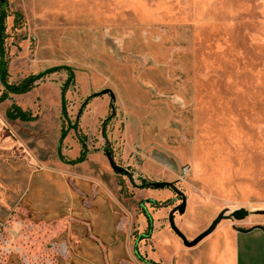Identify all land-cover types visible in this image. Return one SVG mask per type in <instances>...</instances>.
<instances>
[{
    "label": "rangeland",
    "instance_id": "374dc122",
    "mask_svg": "<svg viewBox=\"0 0 264 264\" xmlns=\"http://www.w3.org/2000/svg\"><path fill=\"white\" fill-rule=\"evenodd\" d=\"M5 9L9 83L72 70L0 101V234L20 218L80 236L64 253L39 248L47 259L35 264L88 263L85 246L108 218L97 264L189 261L207 236L186 246L169 223L182 197L151 181L185 193L175 219L189 240L222 210H264V0H5ZM13 104L35 119H10ZM68 121L77 128L61 141ZM81 136L86 158L75 163ZM18 247L0 249V264H27Z\"/></svg>",
    "mask_w": 264,
    "mask_h": 264
},
{
    "label": "crops",
    "instance_id": "0c3cea01",
    "mask_svg": "<svg viewBox=\"0 0 264 264\" xmlns=\"http://www.w3.org/2000/svg\"><path fill=\"white\" fill-rule=\"evenodd\" d=\"M144 209L146 215L147 209ZM96 218L99 222L102 219L101 216ZM103 222L104 231L101 232L98 228L97 234L93 236V242L85 246V251L88 252L90 258L86 260L88 263L84 262V264H97L101 260V248L98 245L99 242L96 243L97 238L102 237L107 242L112 239L113 230L109 226L110 219L108 218V223ZM258 226H262V228ZM111 251L114 252L115 249ZM139 257L142 259L140 255ZM158 257L163 259V255L160 253H158ZM164 263L166 260H163L161 264ZM168 264H264V213L254 212L242 220L235 219L233 223L220 224L197 246L189 261H170Z\"/></svg>",
    "mask_w": 264,
    "mask_h": 264
},
{
    "label": "flooded vegetation",
    "instance_id": "af4514ba",
    "mask_svg": "<svg viewBox=\"0 0 264 264\" xmlns=\"http://www.w3.org/2000/svg\"><path fill=\"white\" fill-rule=\"evenodd\" d=\"M0 227H4V225L0 223ZM12 227H14L12 230L13 232L11 231L13 235L11 234L8 238H5L3 233L0 234V242L4 244V246H0V249L4 248L5 251H9L11 244H18V249L22 251L21 253L27 264H35L36 262L45 263L43 262L45 261L43 260L45 255L42 256L37 251L39 248H43L46 254L51 253V251L52 253L60 254L67 251L69 244H80V236L77 232L68 228L62 230V223H50L47 224V226L40 224V228L37 229L31 222L19 218L18 220H14L12 225L7 224L5 230L9 231ZM88 235L89 231L86 238H88ZM44 243H50L52 247H45ZM25 245H28L29 249H26V247H24Z\"/></svg>",
    "mask_w": 264,
    "mask_h": 264
},
{
    "label": "trees",
    "instance_id": "16d2710c",
    "mask_svg": "<svg viewBox=\"0 0 264 264\" xmlns=\"http://www.w3.org/2000/svg\"><path fill=\"white\" fill-rule=\"evenodd\" d=\"M1 4H2V9L0 11V80L2 85L5 87V91L3 92V94L0 96V101H3L5 99H7L9 97L10 93H26L28 91H30L34 86L35 83L38 79L44 77L46 74L54 72V71H58L61 69H68L71 72L72 75V70L69 67L66 66H56V67H52L49 68L37 75H31L30 77L24 79L22 82L20 83H9L7 80V75H8V66H7V60L5 59V47H4V35H5V30H6V24H5V20L7 17V12L5 9V0H0ZM70 81V78L68 79ZM67 80V81H68ZM66 91V87L63 88L62 92L63 94ZM63 108L66 107V100L65 97L63 95ZM7 116L10 119H20L23 121H31L34 120L35 117L32 116V114L29 111H26L24 109H22L20 106H18L17 104H13L11 106V108L8 109L7 111ZM110 119V116L106 119V121H108ZM77 124L78 122H75L72 126L70 125V122L68 121V126L65 127L62 130V134H61V141L65 138V136L67 135L68 131L70 128H77ZM106 124V122H105ZM104 124V125H105ZM81 141L83 143V150L81 155L76 158L75 160H73L72 162H81L86 158V153L84 150H86V146L83 140V136H81ZM147 184V182H145ZM153 205H158V202L153 201ZM146 215L148 217V221H149V227H148V232L147 234L151 233L152 230V217L151 215L146 211ZM143 259V258H142ZM150 264H161L159 262H156L154 260H147Z\"/></svg>",
    "mask_w": 264,
    "mask_h": 264
},
{
    "label": "water",
    "instance_id": "95a60500",
    "mask_svg": "<svg viewBox=\"0 0 264 264\" xmlns=\"http://www.w3.org/2000/svg\"><path fill=\"white\" fill-rule=\"evenodd\" d=\"M102 93H108L111 95V98L114 99L115 98V93L113 92L112 89L110 88H106L102 91ZM106 155L109 159L110 165L111 167L119 172V173H127L128 170L122 166H120L119 164L116 163L112 153L110 150L106 151ZM150 186L156 189H163V188H172L177 195L182 197V202L180 204H178L177 206H175L170 214H169V223L171 228L174 230V232H176V234L183 240L184 244L186 246L192 247L195 246L197 243H199L203 238H205L206 236H208L209 234H211L216 227L218 226V224L223 220V219H236V220H242L244 218H246L249 214L250 211L246 208H240V209H236L234 211H232L230 214H227V210H222L217 217L212 221V223L209 225V227L204 230L202 233H200L196 238H194L193 240H189L188 237L185 235V233L178 227V225L176 224V220H175V213L178 211L179 213H184L187 207V197L185 195V193L176 185L175 182L173 181H151L149 182ZM259 213H264V210L262 211H258ZM260 228H262V226H258ZM241 231H246L245 229H239Z\"/></svg>",
    "mask_w": 264,
    "mask_h": 264
},
{
    "label": "built area",
    "instance_id": "2783aa9c",
    "mask_svg": "<svg viewBox=\"0 0 264 264\" xmlns=\"http://www.w3.org/2000/svg\"><path fill=\"white\" fill-rule=\"evenodd\" d=\"M190 171V166L188 164L183 165L182 172L184 174L188 173Z\"/></svg>",
    "mask_w": 264,
    "mask_h": 264
}]
</instances>
